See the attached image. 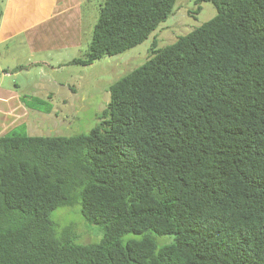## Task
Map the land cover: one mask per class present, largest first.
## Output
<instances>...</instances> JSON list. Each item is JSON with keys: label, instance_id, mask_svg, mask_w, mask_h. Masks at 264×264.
Listing matches in <instances>:
<instances>
[{"label": "trees", "instance_id": "1", "mask_svg": "<svg viewBox=\"0 0 264 264\" xmlns=\"http://www.w3.org/2000/svg\"><path fill=\"white\" fill-rule=\"evenodd\" d=\"M176 1L101 0L69 63L142 43ZM199 1L214 16L153 41L88 132L0 135V264H264V0ZM77 203L98 242L57 235Z\"/></svg>", "mask_w": 264, "mask_h": 264}, {"label": "rangeland", "instance_id": "2", "mask_svg": "<svg viewBox=\"0 0 264 264\" xmlns=\"http://www.w3.org/2000/svg\"><path fill=\"white\" fill-rule=\"evenodd\" d=\"M33 1L38 5L39 0ZM80 1L82 22L68 29L61 45L44 41L32 49L25 34H14L0 44V90L16 95L11 104L17 102L22 106L13 114L0 111V135L19 127L28 135L67 137L88 132L99 122L107 106L110 85L146 61L153 41L157 47L169 44L216 12L208 1L177 0L173 13L142 43L121 54L78 65L69 62L86 52L101 0ZM197 7L200 9L195 13ZM50 12V7L43 8L38 15L48 16ZM3 69L9 73L5 75ZM21 109L25 112L21 113ZM50 218L57 235L65 234L77 244L96 243L103 236L99 225L82 217L79 203L54 210ZM155 239L162 245L172 241V235L155 236Z\"/></svg>", "mask_w": 264, "mask_h": 264}, {"label": "crops", "instance_id": "3", "mask_svg": "<svg viewBox=\"0 0 264 264\" xmlns=\"http://www.w3.org/2000/svg\"><path fill=\"white\" fill-rule=\"evenodd\" d=\"M11 3L14 5L10 6ZM80 6V0H39L38 5H35L33 0H8L5 4L4 0H1L0 44L14 34H25L31 42L32 49H36L44 41L57 43L59 46L68 29H74L82 22ZM48 7L51 9L50 15L40 17L38 11ZM3 73L7 75L9 72L6 70ZM5 92L6 90H0V111L13 114L22 106L17 102L11 104L17 96ZM7 103L8 105L3 106ZM22 112L25 110L21 109Z\"/></svg>", "mask_w": 264, "mask_h": 264}]
</instances>
